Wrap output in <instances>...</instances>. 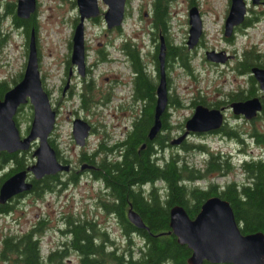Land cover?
Instances as JSON below:
<instances>
[{"label": "flooded vegetation", "instance_id": "af4514ba", "mask_svg": "<svg viewBox=\"0 0 264 264\" xmlns=\"http://www.w3.org/2000/svg\"><path fill=\"white\" fill-rule=\"evenodd\" d=\"M245 2H246V12L244 15V19L241 23L236 24L232 27V33L230 36H226L224 34L225 19L229 11V7H228V11L225 15L223 25L221 26L222 36L225 39V41L226 40L232 41L234 39L235 32L238 29H242V27L249 24L251 17H249L248 15V10L251 8L248 7V3L246 0ZM251 3L260 4L261 6H263L260 11L264 14V0H259L256 3H253L251 0ZM16 4H17V0L16 2L13 0L5 4L4 7L5 10L3 11V13H0V21L1 20L3 21V19L9 17L10 21H12L13 26L21 29V32L23 33L26 41L25 43L27 44L26 49L28 54L29 37L31 32L32 31L34 32L35 28H32L29 36H27L25 31V25L23 24L19 26L15 25L13 19L14 16L12 14L13 11L16 14ZM126 4H127V0L125 1L124 17L119 26L108 28L107 23L104 20L106 24V29L102 32L101 38L97 39L98 41L96 46H91L89 44L88 39H86L87 38L86 35H84L85 63L82 68V71H79L78 65L76 63H73L70 59L71 51H72V37L71 39H68L67 56L65 60L60 63L57 72L58 84H56V90L58 92V98L56 104L53 105L51 102L52 89H50V87L45 83L47 77L46 73H42V72L40 73V69H39V73L41 77L42 86L44 90L48 93L51 107L55 110L56 118L58 115V109L61 106L62 102L74 103L76 101V108L68 110V114L66 115L71 122V134L75 143L78 146H80L76 142L74 135L72 133L73 120L76 117H80L85 119L91 126L90 131L85 138L84 144L81 145L80 147L82 146L84 147L87 143L88 137L91 134H95L96 132L98 136V142L96 148L98 150L99 148H106L108 150L111 149L116 150L117 148L120 147L124 148L128 140V137L135 128V125L139 123L143 117L146 118L148 117L149 115L148 108L151 107V109H153V115H152L153 119L152 122L147 124L148 126H147L146 135L148 137V131L152 126V124L154 123V118H155V105L158 96L157 94L158 84L160 80L163 78L165 80V86L167 91L166 108L160 115L161 125L159 130L152 138L148 137L153 149L157 151L158 149L156 145L161 135L164 138H167L165 139L164 144L169 143L170 145H174L170 143V140L173 137H175V135L173 133V130L170 132L172 125L170 124L168 117L170 113V108L174 106L173 99L175 97V94H174V81H173L172 73L173 70L175 69V65L179 64V66H181L182 68L190 71L192 67V58L195 56L197 49L203 46L204 48L203 55L205 60L211 63H218V64L228 63L230 60H233L236 65L235 68L237 69V71H239L238 64L244 57V54L248 51L245 50L243 54L242 53L238 54L234 50L233 51L228 50L225 47L214 48L212 46L210 47L205 46L204 31H203L200 9L194 3L193 0H189V9L192 6H195L200 15L201 33L196 43L191 47L187 43L189 37V26H190L189 9H188V18H187L188 26L185 31V36L181 42L176 43L173 40V38L170 36L166 24L164 27L162 25H158V26L155 25L153 18V6H152V12L150 13L152 18L147 22L146 21L143 22L142 24L141 30L147 33L146 40L144 39V36L143 38L142 36H140L138 31L132 30L130 33L125 32L122 29V23L125 21V18L127 16ZM229 6H230V0H229ZM36 10H37V1H36L35 10L28 17L23 19L31 18V16L34 17ZM99 10L100 12L96 16L88 17L85 20L86 21L99 20L100 16H103V11H104L101 10L100 7ZM85 20H84V24H85ZM78 21H79V14L77 17L72 19L73 31ZM84 29H85V25H84ZM161 44H163L164 46L163 75L161 70L162 69L161 63L158 57ZM36 45H37V41H36ZM174 46L181 47L183 51L186 53L187 61L189 63L187 67L182 65L178 60H176V57L172 52L173 51L172 48ZM207 50L221 51L226 55H230V56L223 62L209 60L206 58ZM37 51H38V47H37ZM91 51L93 52L94 55L92 60L90 59ZM255 53H257L258 55L259 52L255 51ZM241 55L242 57H240ZM261 63L263 65H256V64L252 65L250 67L249 72H241L248 75L249 86L245 87L244 89L243 88L239 90L237 89L238 91L236 90L235 92H233V93H237L239 91L240 92L247 90L250 91L251 86H250L249 77L252 76L255 79V83H257L256 85H258V88L260 89L261 93L258 94V88H257L256 94L247 95L245 97L243 96L239 98H233V99L231 98V94L233 93H229L226 99H220L223 102L217 103V105L209 106V107H217L222 110L223 112L222 125L218 129L201 131V132H190L186 136V138L183 139V141H186L187 138L195 135L205 136L208 134H222L223 131L222 126L226 125L227 122L226 117L228 111L231 112L235 117H244L242 114H234L232 112V108L230 106V103L232 101L244 100L250 97L258 96L262 102V108L257 113V115L260 114V112L264 109V94L259 86L258 81L256 80V78L252 73V67L257 66L264 68V60ZM38 67H39V56H38ZM143 78L145 79V85L148 86V88L145 89V92L139 87L140 81ZM142 92H144V94ZM203 101L206 102L205 99H203ZM191 102L193 104V110L196 104L202 103L198 98L192 99ZM28 104L30 103L28 102ZM96 106L97 107L101 106L103 107V109L96 108ZM20 107L21 105H19L16 114L19 113ZM192 112L190 113V115L192 114ZM16 114H15V120H16ZM96 117H98L100 121L103 119L106 120V123L103 122L97 123L99 122V120ZM106 117L108 119H106ZM55 123H56V119H55ZM102 123L105 125H103ZM184 129L185 128L183 125L181 129L182 130L181 133L184 131ZM52 130L49 134V141L56 150L57 159L61 163L69 164V169L60 170L53 174H45L40 178H35L31 172H28L26 176V180L31 183V188L29 190L22 191L11 196L5 202H0V204H4L5 206L7 205L10 207L8 211L0 212V214L2 215L14 211L16 207L15 206L16 203L20 200H23L24 198H27L28 204L35 203L36 201L39 200L38 203L41 208L40 211L35 212L33 218H28L29 225L26 231L24 230V231L13 232L8 236L11 237L10 239L13 241H19L21 238H23L24 235L31 233L35 235L34 238L37 239L38 241V246L40 249L39 252L41 257L45 258L54 251H57V253L60 254L61 258L66 257L68 258V260H71V255L73 256L75 254L81 260L82 259L81 253L72 246L71 242L73 239L72 238L73 232L71 228L67 225L68 220L74 218V215L72 214L71 211V206L73 205V198L80 197L79 202L82 205L81 210L83 215L80 216V218L88 219L90 223H86V224L93 225L100 230L106 231L107 238L103 242L106 250L114 249L116 252H121V248L116 244L115 239L109 237V233L106 230L107 229L106 221L107 219H109L110 216L113 217L115 223L119 226L121 231H123L124 225L122 224V220L119 219L116 214L117 211L115 209L116 207L114 208L115 204L118 203L117 201L118 196L114 192L111 185L107 183L104 175L98 172L102 164L101 162L104 158L99 157L98 153L94 155V158H92L91 156L93 155L94 151L88 152L85 149L81 150L76 160H71L68 157H65L64 155H62V152L60 151L59 147H57L56 143L53 141L51 137ZM142 142L143 145H145L144 143L146 142L144 141ZM165 148L166 145L163 147L162 150L163 156H164L163 151ZM119 155H120L119 153L109 154L106 156L104 160L105 162L117 161ZM17 170L19 169L13 170L10 174L14 173ZM9 171L10 169L4 172V174ZM156 182H158V185L163 184L162 180H157ZM140 187L141 185H137V184L131 185V188L134 191H138ZM142 187L147 195L150 188H152V184L145 183L144 185H142ZM64 206L65 208H67V211L64 210L62 211L61 209H59V207L61 208ZM130 208L136 211L129 203L127 211H129ZM57 212H59L60 215H57ZM89 213L91 214V216L89 215ZM51 215L54 217V220H52ZM16 220L19 219L16 218ZM129 221L132 222L130 219ZM90 227L92 226H89V228ZM46 232L50 233V235H53L55 232H58L60 234L61 239L59 240L60 241L59 243L56 242L55 244H53L51 241H47L49 245L45 250H43L42 245L43 243L45 244L44 239L46 240V238H44V234ZM123 235L124 236L126 235L124 231H123ZM4 239L5 237L1 239L0 252L4 247ZM129 240L132 241L131 237H129ZM127 250L131 251L132 249L126 248L123 251L125 252ZM59 254H56V256L57 255L59 256ZM16 256H18V252L11 251L9 254L5 256L4 260H7V262L8 261L12 262V260ZM2 261L3 260H1V262ZM99 262L112 264L108 261H103V260ZM219 264H227V263H219Z\"/></svg>", "mask_w": 264, "mask_h": 264}, {"label": "rangeland", "instance_id": "374dc122", "mask_svg": "<svg viewBox=\"0 0 264 264\" xmlns=\"http://www.w3.org/2000/svg\"><path fill=\"white\" fill-rule=\"evenodd\" d=\"M11 1L13 0H0V13H3L5 10V4ZM14 1L16 2V0ZM36 1L37 10L34 14V34L38 47L39 69L40 73H46L45 83L52 89L51 102L54 105L58 98V92L56 90V84H58V67L67 56L68 39H71L73 33L72 19L77 17L79 12L75 0L74 2L73 0ZM97 1L101 10L107 8L103 0ZM166 1L167 30L173 40L179 43L183 40L188 26L189 0ZM193 1L200 9L205 46H212L214 48L225 47L228 50H234L238 54H243L245 50L252 52V54L258 51V58L261 61L264 60V14L260 11L263 6L260 4H252L251 0H246L248 7L251 8L248 10V15L251 17L249 24L242 27V29H238L232 41H225L222 36L221 26L228 11L229 0ZM152 6L153 0H127V16L122 23V29L127 33H130L132 30L138 31L140 36L142 38L144 36L146 40L147 33L141 29L143 22H147L152 18L150 15ZM84 25L86 39H88L91 46H96L97 39L101 38L102 32L106 29L103 16H100V19L96 21L85 20ZM25 42L21 29L14 27L9 17L0 21V80H6L9 85L13 84V79L18 78L19 75L22 76L27 59V44ZM203 49V46L197 49L195 56L192 58L190 71L176 64L172 73L174 94L182 100L180 105H174L170 108L168 117L172 125L170 132L173 130L175 136L181 133L185 119L193 110L192 99H200L201 97V99H205L206 103H211L218 99H226L229 93L249 86L248 75L237 71L233 60L224 64L211 63L204 59ZM93 57L94 55L91 51L90 59L92 60ZM260 93L261 91L258 88V94ZM24 105L26 106L19 109V113L16 114L19 131L22 136L27 133L32 117L29 115L32 107L29 106L30 104L28 102ZM75 108L76 101L74 103H61L58 109L56 123L51 133V137L57 147H59L62 155L71 160H76L81 150L85 149L88 152L95 151L98 142V136L95 132V134H91L88 137L84 147H80L75 143L71 134V122L66 116L68 110ZM96 108L103 109L101 106H96ZM96 118L99 120L97 123H106V120L103 119L100 121L98 117ZM106 119L108 118L106 117ZM226 119L225 127L237 130L240 133L241 139L236 136L231 137L222 134L190 136L186 140L188 145L191 144L189 148L183 149L179 145L174 144L163 151L164 155L167 156L169 152L173 151L190 165L202 166L208 157V151H219L230 157L233 167L224 172V174L211 172L208 177L200 179L197 183L199 185H207L209 181L222 184L230 179L243 180L245 175L240 165L242 159L264 157V142L256 143L251 136L253 128L264 133V109L252 119L235 117L228 111ZM37 143V141H34L29 149L22 150L24 151L23 154L27 160V164H31L35 160L32 151L37 146ZM195 144L204 145L206 150L203 151L195 148L193 146ZM99 157H103V153L99 154ZM11 163L6 162L0 167V181L2 180L1 175L12 167ZM79 199L80 197L73 198L71 211L74 216H83L81 210L82 205ZM38 201L28 204L27 198H24L16 203L14 211L6 213L5 215L0 214V247L2 238H6V236L13 232L26 231L29 225L28 218H33L35 212L41 210ZM59 209L67 211L65 206L59 207ZM57 215H60V213L57 212ZM89 215L91 216L90 213ZM16 218L19 220H16ZM52 220H54L53 216ZM106 226L109 237L115 239L121 251L130 248L134 256L138 255L139 252L137 249L143 244V241L137 234L131 233L130 237L132 241H129V235H123V231L120 230L112 216L107 219ZM44 238L46 240L44 239L45 244L43 243L42 245L43 250L49 245L47 241L55 244L56 242L59 243L61 239L58 232H55L53 235L46 232ZM56 261L54 264H81L79 257L75 254L73 256L71 255V260H68L66 257H56Z\"/></svg>", "mask_w": 264, "mask_h": 264}, {"label": "trees", "instance_id": "16d2710c", "mask_svg": "<svg viewBox=\"0 0 264 264\" xmlns=\"http://www.w3.org/2000/svg\"><path fill=\"white\" fill-rule=\"evenodd\" d=\"M166 5V0H154L153 2V18L156 26L164 27L166 24ZM12 15L15 25H25L26 35L29 36L31 29L35 28L34 17L23 19L18 17L14 11ZM172 49L176 60L187 67L189 63L183 49L179 46H174ZM261 62L257 53L246 52L238 64L239 72H249L252 65H263ZM20 77L21 75L13 79L12 82L15 83ZM249 78L251 90L233 93L231 94L232 99L256 94L255 79L252 76ZM9 87L6 80H0V98ZM139 87L144 92L148 88L144 78L140 81ZM144 92L142 93L144 94ZM200 101L208 106L223 102L219 99L206 103L201 97ZM173 102L174 105H180L182 100L175 95ZM23 106L26 105L21 104L20 109ZM29 106L31 107V105ZM148 111V117H143L135 125L124 148L120 147L116 150L99 148V150L95 149L91 156L94 158L97 153H103L101 158L105 159L109 154H120L117 161L105 162L103 159L98 172L104 175L107 183L111 185L118 196V203L114 208L116 207V214L122 220L124 233L129 237L131 233L138 234L143 244L138 247L137 256H134L132 250L125 252L123 250L116 252L114 249L106 250L103 243L107 238L106 231L86 224L90 223L88 219H82L76 215L68 220L67 225L73 232L72 246L81 253V264H93L102 260L112 264H189L187 259L191 250L186 244L179 243L177 236L170 231L169 209L172 205L180 204L184 206L191 217H194L200 209L201 203L210 195H219L229 201L243 233L264 232V157L242 159L240 165L245 175L243 180L230 179L222 184L209 181L207 185H199L197 182L208 177L211 172L224 174L230 170L233 167L230 157L219 151H208V157L202 166L190 165L173 151L164 157L162 155L163 147L166 145L164 150H167L171 145L164 144L167 138L161 135L156 145L158 150L153 149L146 135L147 124L153 119V109L150 107ZM29 115L32 116V110ZM225 126H222V134L240 138V133L237 130ZM251 136L256 143L264 142V133L256 128H253ZM142 141L146 142L145 145ZM177 145L187 149L191 144L188 145L186 141H182ZM193 146L199 150H206L202 144ZM23 153L24 151L11 153L2 151L0 153V167L6 162H12L10 171L2 175V179L13 170L25 168L27 160ZM157 180H162L164 185H157ZM145 183L152 184L147 195L142 187ZM132 184L141 185V187L138 191H134L131 188ZM129 203L141 216L146 227H136L129 221L127 211ZM9 208L7 205L0 204V212H6ZM89 226L92 227L89 228ZM34 237L35 235L28 233L19 241H13L10 239L11 237L6 236L4 247L0 252V261L3 260L0 264H54L57 262L54 258L58 256L56 254H59L57 251L45 258L40 256L38 241ZM11 251H17L18 256L12 262H7L4 260L5 256ZM201 264L219 263L204 260Z\"/></svg>", "mask_w": 264, "mask_h": 264}, {"label": "water", "instance_id": "95a60500", "mask_svg": "<svg viewBox=\"0 0 264 264\" xmlns=\"http://www.w3.org/2000/svg\"><path fill=\"white\" fill-rule=\"evenodd\" d=\"M107 8L103 11L108 28L119 26L124 17L126 0H103ZM259 0H252L253 3ZM79 21L72 35L71 61L78 65L79 71L85 63L84 20L96 16L100 10L97 0H76ZM36 7V0H17L16 14L28 17ZM246 12L245 0H230L229 11L225 19V35L230 36L232 27L243 21ZM188 45L193 46L201 33V18L195 6L189 9ZM230 55L221 51L207 50L206 58L213 61H225ZM163 75L164 46L160 45L158 54ZM252 73L264 94V68L254 66ZM163 77V76H162ZM154 123L148 131L152 138L161 125L160 115L167 104L165 80L158 84ZM29 102L32 106V118L25 135H21L15 120L19 105ZM234 114H242L247 119L254 118L262 108L258 96L230 103ZM56 114L51 107L48 93L44 90L38 67L36 38L32 31L29 37L28 54L21 78L13 83L0 98V153L29 149L34 141L37 146L32 153L34 162L6 176L0 183V202L11 196L29 190L31 183L26 180L28 172L35 178L69 169V164L57 159L56 150L49 141V134L55 126ZM223 123L220 108L209 107L202 103L194 106L192 114L184 122V131L170 140L179 144L190 132L218 129ZM90 124L83 118L73 120L72 133L81 146L90 131ZM129 219L138 227H146L141 216L131 208ZM169 225L179 243L186 244L191 253L189 264H201L204 260L211 263L227 264H264V232L243 233L235 218L229 201L219 195L208 196L194 217H191L183 205L175 204L169 209ZM95 264H107L97 262Z\"/></svg>", "mask_w": 264, "mask_h": 264}, {"label": "crops", "instance_id": "0c3cea01", "mask_svg": "<svg viewBox=\"0 0 264 264\" xmlns=\"http://www.w3.org/2000/svg\"><path fill=\"white\" fill-rule=\"evenodd\" d=\"M157 183V185H158V182H156Z\"/></svg>", "mask_w": 264, "mask_h": 264}]
</instances>
